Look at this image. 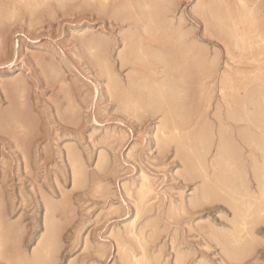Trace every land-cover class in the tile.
<instances>
[{
  "label": "rangeland",
  "instance_id": "rangeland-1",
  "mask_svg": "<svg viewBox=\"0 0 264 264\" xmlns=\"http://www.w3.org/2000/svg\"><path fill=\"white\" fill-rule=\"evenodd\" d=\"M0 21V264H264V0Z\"/></svg>",
  "mask_w": 264,
  "mask_h": 264
},
{
  "label": "bare ground",
  "instance_id": "bare-ground-1",
  "mask_svg": "<svg viewBox=\"0 0 264 264\" xmlns=\"http://www.w3.org/2000/svg\"><path fill=\"white\" fill-rule=\"evenodd\" d=\"M37 1V0H36ZM21 2V1H20ZM173 3V2H172ZM55 4V3H54ZM62 4V3H61ZM166 4V3H165ZM217 4V3H216ZM14 5V4H13ZM57 5V4H56ZM126 5V4H125ZM128 5V4H127ZM48 6V5H47ZM46 6V7H47ZM120 6V5H119ZM130 6V5H129ZM134 6V5H133ZM50 7V6H49ZM128 7V6H127ZM125 8V7H124ZM134 8V7H133ZM122 10V9H121ZM165 10V9H164ZM168 11V10H167ZM111 12V11H110ZM162 12V11H161ZM116 13V12H115ZM125 13H127V12H125ZM171 13V12H170ZM123 14V13H122ZM161 14V13H160ZM226 14V13H225ZM221 15V14H220ZM3 16H5V15H3ZM39 16V15H38ZM138 18V17H137ZM225 18V17H224ZM3 19V18H2ZM221 20V19H220ZM159 21V20H158ZM225 21V20H224ZM1 22V21H0ZM138 22V21H137ZM144 22V21H143ZM141 23V22H140ZM139 22H138V24H140ZM160 24V23H159ZM207 24V23H206ZM168 27V26H167ZM163 29V28H162ZM214 29V28H213ZM174 35V34H173ZM98 39H100V38H98ZM174 39V38H173ZM185 44V43H184ZM177 46V45H176ZM179 47V46H178ZM190 48V47H189ZM98 49V48H97ZM150 50V49H149ZM148 51V50H147ZM151 52V51H150ZM205 53V52H204ZM203 53V54H204ZM105 54V53H104ZM182 58H184V57H182ZM187 58V57H186ZM151 62H153V61H151ZM201 62H203V61H201ZM107 63V62H106ZM138 63V62H137ZM141 64V63H140ZM157 64V63H156ZM144 65V64H143ZM158 65V64H157ZM161 73V72H160ZM183 73V72H182ZM181 73V74H182ZM184 76V75H183ZM117 79V78H116ZM178 79V78H177ZM184 79V78H183ZM190 80V79H189ZM140 81V80H139ZM141 83V82H140ZM124 93V92H123ZM128 95V94H127ZM123 98V97H122ZM135 99V98H134ZM122 101V100H121ZM118 102V101H117ZM147 108V107H146ZM147 110H148V108H147ZM184 112V111H183ZM25 119V118H24ZM181 121V120H180ZM186 123V122H185ZM182 126V125H181ZM174 128V127H173ZM25 138V137H24ZM196 142V141H195ZM205 142V141H204ZM165 149V148H164ZM241 174V173H240ZM240 176V175H239ZM223 183V182H222ZM224 186V185H223ZM242 207V206H241ZM249 227V226H248ZM6 237V236H5ZM6 240V239H5ZM19 240V239H18ZM4 244V243H3ZM5 245V244H4ZM5 255V254H4ZM3 260V259H2Z\"/></svg>",
  "mask_w": 264,
  "mask_h": 264
}]
</instances>
